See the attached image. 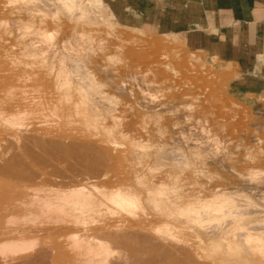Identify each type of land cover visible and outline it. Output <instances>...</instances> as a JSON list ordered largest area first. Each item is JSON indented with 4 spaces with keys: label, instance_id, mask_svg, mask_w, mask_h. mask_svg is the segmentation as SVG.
Returning <instances> with one entry per match:
<instances>
[{
    "label": "rangeland",
    "instance_id": "1",
    "mask_svg": "<svg viewBox=\"0 0 264 264\" xmlns=\"http://www.w3.org/2000/svg\"><path fill=\"white\" fill-rule=\"evenodd\" d=\"M191 2L0 0V264H264V50Z\"/></svg>",
    "mask_w": 264,
    "mask_h": 264
},
{
    "label": "crops",
    "instance_id": "2",
    "mask_svg": "<svg viewBox=\"0 0 264 264\" xmlns=\"http://www.w3.org/2000/svg\"><path fill=\"white\" fill-rule=\"evenodd\" d=\"M191 3L195 17L201 16L203 5L213 23L217 22V14L222 12L221 17L226 20L227 26L232 24L233 28L245 29L248 38H253L264 50V0H192Z\"/></svg>",
    "mask_w": 264,
    "mask_h": 264
},
{
    "label": "bare ground",
    "instance_id": "3",
    "mask_svg": "<svg viewBox=\"0 0 264 264\" xmlns=\"http://www.w3.org/2000/svg\"><path fill=\"white\" fill-rule=\"evenodd\" d=\"M35 144V143H34ZM47 144V143H46ZM33 145V144H32ZM42 145V144H41ZM71 145V144H70ZM69 145V146H70ZM74 145V144H73ZM44 146V145H43ZM59 146H60V144H59ZM58 146V147H59ZM69 146H68V148H69ZM76 146V145H75ZM78 146V145H77ZM29 147H30V145H29ZM47 147H50V146H47ZM58 147H57V145H56V151L58 150ZM61 147V146H60ZM59 147V150L61 151L62 150V148H60ZM85 147V146H84ZM67 148V149H68ZM86 148H87V146H86ZM32 149V148H31ZM22 150V149H21ZM47 150V149H46ZM51 150V149H50ZM55 150V149H54ZM88 150V149H87ZM43 151V150H42ZM45 151V150H44ZM48 151H49V149H48ZM52 151V150H51ZM59 151V152H60ZM66 151V150H65ZM91 151V150H90ZM28 152H29V150H28ZM38 152V151H37ZM54 152V151H53ZM52 152V153H53ZM39 153V152H38ZM91 153V152H90ZM56 154H58V153H56ZM70 154V153H69ZM33 155V154H32ZM60 155V154H59ZM65 155H66V153H65ZM75 155V154H74ZM68 156V155H67ZM71 156V155H70ZM98 156V155H97ZM58 157V156H57ZM77 157V156H76ZM35 158V157H34ZM83 158V157H82ZM85 158V157H84ZM89 158V157H88ZM96 158V157H95ZM74 159V158H73ZM93 159V158H92ZM97 159H98V157H97ZM84 160V159H83ZM94 161H95V159H94ZM100 162V161H99ZM96 163V162H95ZM72 164H74V163H72ZM2 167V166H1ZM86 167V166H85ZM85 169V168H84ZM98 170V169H97ZM101 170V169H100ZM1 171V170H0ZM94 171H96V168H95V170ZM91 172H93V171H91ZM97 172V171H96ZM98 173H99V171H98ZM95 174V173H94ZM90 175V174H89ZM95 175H97V174H95ZM93 176V175H92ZM30 179V178H29ZM41 230V229H40ZM45 231V230H44ZM51 232H53V231H51ZM64 232V231H63ZM134 233V232H133ZM55 235V234H54ZM124 235V234H123ZM128 235H129V232H128ZM128 235H125V236H121L120 237V239H119V242H121V243H125L126 242V240L127 239H133V240H135V241H138V240H141L143 243H147V245L149 244L150 246H152V249L153 248H156L163 256H167V258H169V259H171V261H173V264H189V263H185L184 261H180L179 259H177V255H176V253L177 254H186V251L185 250H183V249H181V248H177V247H175V246H169L168 244H166V245H164V242L162 241V243L163 244H157V242L155 241V240H152V238H149V236H141L140 234H138V233H134V234H131L130 236H128ZM117 239L118 238H116V242L118 243V241H117ZM132 242V241H131ZM136 243V242H135ZM141 243H139V245H140ZM136 245V244H135ZM138 246V245H137ZM143 246V245H142ZM146 247V246H145ZM144 247V248H145ZM149 247V246H148ZM147 247V248H148ZM150 249V248H149ZM154 250V249H153ZM144 254V253H143ZM160 254V255H161ZM158 255V254H157ZM179 256V255H178ZM138 257V256H137ZM137 257H135V262H134V264H148V260L147 259H140L139 257V259H137ZM184 257V256H183ZM153 258V257H152ZM158 258V257H157ZM166 258V257H165ZM48 259V258H47ZM186 259H188V258H186ZM160 261V259H157V261ZM182 260V259H181ZM189 260L190 261H192V259H190L189 258ZM154 261L156 262V260L154 259ZM153 261V262H154ZM189 261V262H190ZM152 262V261H151ZM152 262V263H153ZM154 262V263H155ZM165 262V261H164ZM21 263V262H20ZM153 263V264H154ZM151 264V263H150ZM164 264V263H163ZM193 264H195V263H193Z\"/></svg>",
    "mask_w": 264,
    "mask_h": 264
}]
</instances>
